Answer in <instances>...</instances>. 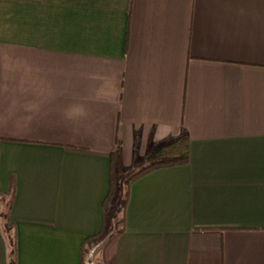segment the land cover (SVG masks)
<instances>
[{
	"label": "crops",
	"instance_id": "0c3cea01",
	"mask_svg": "<svg viewBox=\"0 0 264 264\" xmlns=\"http://www.w3.org/2000/svg\"><path fill=\"white\" fill-rule=\"evenodd\" d=\"M181 130L102 253L110 155ZM9 199L16 264H264V0H0V264Z\"/></svg>",
	"mask_w": 264,
	"mask_h": 264
},
{
	"label": "trees",
	"instance_id": "16d2710c",
	"mask_svg": "<svg viewBox=\"0 0 264 264\" xmlns=\"http://www.w3.org/2000/svg\"><path fill=\"white\" fill-rule=\"evenodd\" d=\"M189 159V142L187 134L184 130H181L178 137L168 140L160 145H156L150 148L147 152L143 160V165L140 168H134L135 170L128 174L122 181V185L120 186V196L116 207L114 208L113 212L109 214L111 209V202L116 197L117 191V183L120 180L118 171L121 168V160L119 151L116 150L110 155L109 162H110V177H109V190L107 196L105 197L103 206L104 209L107 211L105 214V224L110 225L112 223V219L115 217L116 212L122 211V216L119 221L121 224V228L119 230L112 231L104 241L99 245V248L104 252L105 248L117 237H119L124 229V213L125 207L127 203L128 192L131 183L144 176L145 174L160 168H167V167H174V166H184L188 163ZM137 160L135 159L134 165L136 166ZM123 185L125 188H123ZM123 188V189H122ZM12 190V188H11ZM12 198V193H11ZM11 199H9L4 205V211L2 214V220L4 224V231L7 239L8 245V255L10 264H16V245L14 241V235H9L11 232L12 226L9 222V208H10ZM112 225V224H111ZM90 241V240H88ZM89 243V242H88ZM95 246L92 248L94 249ZM91 250V248H90ZM88 249H83L84 256L87 254Z\"/></svg>",
	"mask_w": 264,
	"mask_h": 264
},
{
	"label": "rangeland",
	"instance_id": "374dc122",
	"mask_svg": "<svg viewBox=\"0 0 264 264\" xmlns=\"http://www.w3.org/2000/svg\"><path fill=\"white\" fill-rule=\"evenodd\" d=\"M147 155V154H146ZM145 155V156H146ZM145 156H144V158H145ZM144 158H142V159H138V158H136V160H137V162H136V166L134 165V162H133V164H132V166L130 167V168H128V169H125V168H122V166H121V168L119 169V171H118V174H119V181H118V183H117V191H116V197H115V201H114V205L112 206V208L110 209V211H109V214H111L112 212H113V214L115 213L113 210H114V208L116 207V205H117V203H118V198H119V196H120V186L122 185V181L124 180V178L126 177V176H128V174H130V173H132L135 169L134 168H140L142 165H143V160H144ZM135 161V160H134ZM123 188H125V186L123 185ZM122 188V189H123ZM121 216H122V211H119V212H116V214H115V217L112 219V226H113V231H115V230H119L120 228H121V224L119 223V221H120V219H121ZM9 235L11 236L12 235V233L11 232H9ZM91 248L93 247V246H90ZM89 253H90V249H88V252H87V254H85V256H84V261H86L87 260V258H88V256H89Z\"/></svg>",
	"mask_w": 264,
	"mask_h": 264
},
{
	"label": "water",
	"instance_id": "95a60500",
	"mask_svg": "<svg viewBox=\"0 0 264 264\" xmlns=\"http://www.w3.org/2000/svg\"><path fill=\"white\" fill-rule=\"evenodd\" d=\"M93 256H94V251L90 252V254L86 260L87 264H92Z\"/></svg>",
	"mask_w": 264,
	"mask_h": 264
}]
</instances>
